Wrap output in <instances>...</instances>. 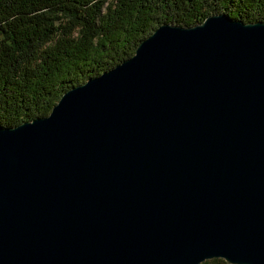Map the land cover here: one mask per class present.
<instances>
[{"label": "water", "instance_id": "water-1", "mask_svg": "<svg viewBox=\"0 0 264 264\" xmlns=\"http://www.w3.org/2000/svg\"><path fill=\"white\" fill-rule=\"evenodd\" d=\"M264 264V21L159 24L0 125V264Z\"/></svg>", "mask_w": 264, "mask_h": 264}, {"label": "trees", "instance_id": "trees-1", "mask_svg": "<svg viewBox=\"0 0 264 264\" xmlns=\"http://www.w3.org/2000/svg\"><path fill=\"white\" fill-rule=\"evenodd\" d=\"M220 12L264 21V0H0V125L48 115L63 92L131 57L159 24Z\"/></svg>", "mask_w": 264, "mask_h": 264}]
</instances>
